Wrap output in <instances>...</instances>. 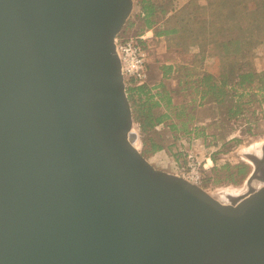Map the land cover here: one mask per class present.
Returning <instances> with one entry per match:
<instances>
[{"label":"water","instance_id":"obj_1","mask_svg":"<svg viewBox=\"0 0 264 264\" xmlns=\"http://www.w3.org/2000/svg\"><path fill=\"white\" fill-rule=\"evenodd\" d=\"M133 8L0 0V264H264V143L229 201L142 156L114 44Z\"/></svg>","mask_w":264,"mask_h":264},{"label":"trees","instance_id":"obj_2","mask_svg":"<svg viewBox=\"0 0 264 264\" xmlns=\"http://www.w3.org/2000/svg\"><path fill=\"white\" fill-rule=\"evenodd\" d=\"M135 1L139 12L127 24L131 27L137 21L139 25L132 37L151 30L154 37L163 38L167 49L177 55H183L186 47L193 45L201 63L209 56L213 63L219 64L216 72L203 70L200 74L192 73V66L191 70L180 66L177 70L183 78L180 86L190 95L188 102L183 103H176L178 90L173 97L164 84L153 92L148 84L137 85L132 79L125 82L133 122L141 133L140 152L148 160L164 150L157 139L158 127L173 128L172 116L179 119L183 129L185 123L180 117L192 120L191 113L186 112L187 106L212 103L225 107L231 116L238 115L243 106H251L248 98L254 96L252 91L262 90L263 75L254 69L253 60L258 50H264V0H204V5L201 0ZM139 44L143 49L148 48V40ZM244 97H247L245 102ZM255 113L264 117L262 108ZM223 168L230 170L226 178L231 183L241 182L248 173L244 164H225Z\"/></svg>","mask_w":264,"mask_h":264},{"label":"rangeland","instance_id":"obj_3","mask_svg":"<svg viewBox=\"0 0 264 264\" xmlns=\"http://www.w3.org/2000/svg\"><path fill=\"white\" fill-rule=\"evenodd\" d=\"M181 1L184 2L185 0ZM133 2V11L117 35L119 41L131 38L138 30L137 21L131 27H127L128 22L135 20L134 17L139 12L137 2L135 0ZM200 3L204 5L205 2L201 0ZM197 53L198 50L196 48L190 49L188 47L183 51V55L179 56V59H181L180 63L187 66V68L192 66L194 70L189 69L195 74H200L203 70H208V72L217 71L218 63H213V59L209 56L208 59L206 58L201 63ZM206 54L208 53L206 52ZM253 67L263 75V81L261 92L254 90L252 91L254 96L248 98L252 101L251 106H243V110L236 116H231L225 107L216 106L212 103L193 106V108L187 106L186 112L191 113L192 120H186V116L180 117L181 122L185 123L184 129L179 119L174 118H172L173 128L167 126L157 128V139L163 144L164 150L155 153L149 158L152 166L167 173L180 176L185 165V150H194L199 159L210 157L212 162L202 172V181L199 187L204 191L211 195H216L223 201H228V195L241 194V192L246 191L245 182L253 171V166L246 157L249 153L255 152L264 143V117L255 113L260 108L263 110L264 107V50L257 51L253 60ZM182 89L183 85L178 89L179 94L176 96V103L188 102L189 100V91L184 92V89ZM242 100L245 102L247 97ZM252 111H254V114H251ZM133 130L139 136V149L141 151V133L138 125L134 122ZM189 137L196 139L193 147L186 144V139ZM225 164L230 166L244 164L248 168V173L241 182L231 183L226 178L230 170L227 171L223 168Z\"/></svg>","mask_w":264,"mask_h":264},{"label":"built area","instance_id":"obj_4","mask_svg":"<svg viewBox=\"0 0 264 264\" xmlns=\"http://www.w3.org/2000/svg\"><path fill=\"white\" fill-rule=\"evenodd\" d=\"M145 40H147L146 33L139 37H131L122 41H119L117 37L114 40L124 83L125 80L129 79L134 80L137 85L148 83L147 49H143L139 44V41ZM195 142L196 139L194 137L186 139L187 146L193 147ZM185 152V168L180 176L188 182L199 186L202 181V172L212 163L211 159L210 157L199 159L194 150L187 149Z\"/></svg>","mask_w":264,"mask_h":264},{"label":"crops","instance_id":"obj_5","mask_svg":"<svg viewBox=\"0 0 264 264\" xmlns=\"http://www.w3.org/2000/svg\"><path fill=\"white\" fill-rule=\"evenodd\" d=\"M148 40L147 62H148V85L153 88V92L160 90V86L164 84L166 89L175 97L180 87L182 76L178 75V69L182 65L179 55L168 50L166 42L163 38H156L151 30L146 32ZM193 49L195 46L188 45L187 48ZM186 48V49H187ZM184 64V63H183ZM155 91V92H156ZM174 102V98H172ZM165 111L164 108L161 109ZM169 113V111H168ZM171 116V115H170ZM173 116L171 117V119ZM149 161V159H148ZM150 162V161H149Z\"/></svg>","mask_w":264,"mask_h":264},{"label":"bare ground","instance_id":"obj_6","mask_svg":"<svg viewBox=\"0 0 264 264\" xmlns=\"http://www.w3.org/2000/svg\"><path fill=\"white\" fill-rule=\"evenodd\" d=\"M229 196H230V197H229ZM236 196H239V194H232V195H228V196H227V198H228V201H229V199H230L231 197L233 198V197H236Z\"/></svg>","mask_w":264,"mask_h":264}]
</instances>
